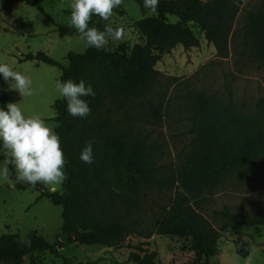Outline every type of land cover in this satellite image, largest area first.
Masks as SVG:
<instances>
[{"label": "trees", "instance_id": "trees-1", "mask_svg": "<svg viewBox=\"0 0 264 264\" xmlns=\"http://www.w3.org/2000/svg\"><path fill=\"white\" fill-rule=\"evenodd\" d=\"M136 1L142 12L143 0ZM245 0H190L183 4L159 0L155 16L144 17L137 23L145 37L128 51L124 47L112 51L88 48L82 53L70 51L68 66L43 51L27 53L20 62L37 60L62 69L60 80L69 78L91 82L94 97L89 101L91 112L86 118L72 117L62 98L54 104L55 129L60 135L65 154L66 179L62 192H43L62 206L61 233L70 241L83 245H102L122 248L135 231L133 219L155 189H177V193L158 221L155 233L187 236L197 253L193 264H212L210 259L218 250L219 240L227 233L243 227L264 225V216H235L228 207L220 214L226 219L216 228L187 195L199 191L226 177L240 167L249 169L253 180L264 179V104L247 112L234 102L232 88L228 100L186 85L185 99L189 111L191 149L179 167L163 162L161 143L150 134L135 127L130 116L116 113L115 101L135 100L153 94L162 72L156 64L163 55L178 45L186 49L198 47L200 39L190 24H196L206 39L214 44L218 56L229 51L234 23ZM44 0H33L35 7L48 16ZM170 16L177 17L173 22ZM92 19L89 25L92 26ZM60 35L76 34L70 25H58ZM245 44L264 65V0L250 13ZM0 106L9 102L10 90L0 77ZM93 143L94 163L79 160V151ZM3 153L0 161L5 160ZM11 166V165H10ZM12 167V166H11ZM39 183L35 186L38 187ZM20 190L35 188L16 183ZM151 237V233L147 235ZM74 238V239H73ZM236 253L249 257L253 243L242 237L234 241ZM59 241L50 242L34 233L23 237L20 233L0 236V262L23 264L26 256L37 251H50L60 256ZM156 251L141 250L130 255L134 264H156Z\"/></svg>", "mask_w": 264, "mask_h": 264}, {"label": "rangeland", "instance_id": "rangeland-1", "mask_svg": "<svg viewBox=\"0 0 264 264\" xmlns=\"http://www.w3.org/2000/svg\"><path fill=\"white\" fill-rule=\"evenodd\" d=\"M172 1L187 4L190 0ZM262 2L244 1L234 23L226 57L218 56L214 44L192 23L190 26L198 35L200 45L186 49L180 44L163 55L156 64L162 75L155 92L144 98L115 101L119 116H130L136 128L161 143L163 162L169 167H179L191 149L193 135L185 99L188 83L198 90L217 94L223 100L229 99L231 87L234 102L247 112L256 111L259 104H264V65L245 44L249 15ZM42 4L48 16L39 12L33 0H0V60L21 70L32 81L33 95L23 100L26 114H40L56 124L53 106L60 98L54 85L60 80L62 69L37 60L20 62L19 59L27 53L43 51L68 66L70 51L82 53L86 49L78 33L60 35L57 29L58 25H70L69 0H63V4L61 0H44ZM149 16L155 13H143L136 1L122 0L111 19L114 25L124 29V36L109 47L113 50L124 47L130 51L136 43L144 42L137 23ZM91 19L92 26L103 29L105 21L95 15ZM170 19L178 20L175 16ZM21 100L16 91H10L9 102ZM3 163L4 160L0 161V166ZM8 167L9 181L0 182V236L18 232L26 238L37 233L50 242L60 243V256L37 251L26 256L23 264H134L130 255L141 250L156 251V264H193L197 259L190 237L155 233L177 189L151 192L147 202L133 216L135 231L128 236L124 247L90 246L70 241L61 233L62 206L53 204L47 197L39 198L43 192H52L49 187L39 183L38 187L20 190L16 187L14 168ZM62 185L56 186L57 192H62ZM187 195L216 228H221L226 221L220 214L226 207L238 218L264 216V179L253 180L246 167L236 168L216 183ZM149 233L151 237L147 236ZM240 237L253 243L251 258L236 253L234 241ZM210 261L212 264H264V225L227 233L219 240L218 250Z\"/></svg>", "mask_w": 264, "mask_h": 264}, {"label": "clouds", "instance_id": "clouds-1", "mask_svg": "<svg viewBox=\"0 0 264 264\" xmlns=\"http://www.w3.org/2000/svg\"><path fill=\"white\" fill-rule=\"evenodd\" d=\"M159 0H143V8L149 13L157 12ZM63 4V0H61ZM122 0H69L70 26L78 33L85 49L112 51L110 44H116L124 36V29L114 25V9ZM105 21L103 29L90 26L92 16ZM0 77L8 90L16 91L22 100L0 106V153L6 159L0 166V182L10 179L9 167L15 170V179L35 187L38 183L54 191L66 179L65 154L60 135L55 131L59 124L48 122L40 114H26L23 100L33 95L32 81L21 70L0 60ZM58 98L66 101V111L72 117L86 118L91 112L85 97H94L91 82L69 78L57 80L54 85ZM3 89L0 88V91ZM79 160L84 164L94 163L93 143L87 142L79 151Z\"/></svg>", "mask_w": 264, "mask_h": 264}, {"label": "water", "instance_id": "water-1", "mask_svg": "<svg viewBox=\"0 0 264 264\" xmlns=\"http://www.w3.org/2000/svg\"><path fill=\"white\" fill-rule=\"evenodd\" d=\"M55 191H56V189L54 191H52V192H55Z\"/></svg>", "mask_w": 264, "mask_h": 264}, {"label": "crops", "instance_id": "crops-1", "mask_svg": "<svg viewBox=\"0 0 264 264\" xmlns=\"http://www.w3.org/2000/svg\"><path fill=\"white\" fill-rule=\"evenodd\" d=\"M251 258V256H249Z\"/></svg>", "mask_w": 264, "mask_h": 264}]
</instances>
